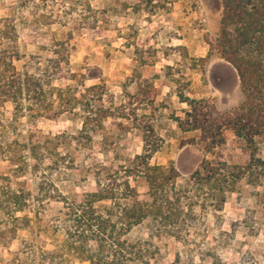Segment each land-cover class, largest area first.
Here are the masks:
<instances>
[{"label": "trees", "instance_id": "trees-1", "mask_svg": "<svg viewBox=\"0 0 264 264\" xmlns=\"http://www.w3.org/2000/svg\"><path fill=\"white\" fill-rule=\"evenodd\" d=\"M221 1L219 29L209 39V54L225 59L236 69L243 100L221 111L210 101L181 94L179 101L187 106L184 114L177 116V125L183 131H196L204 149L203 159L188 174L174 164L152 162L162 148V139L154 125L137 114L134 119L143 132L142 151L122 154L118 146H113L116 133L104 131L102 122L111 116L130 118L131 109L124 103L117 104L104 83L87 88L75 84L71 66L73 30L64 38L52 33L47 37L48 31L39 33V39L51 40L41 48L46 56L30 54L23 72H17L15 65L19 51L0 57V101L15 102L16 121L26 109L36 119L65 111L82 115V127L70 141L78 149L102 153V157L86 155L81 170L93 176L94 189L80 193L75 188L76 160L71 155L65 157L67 172L59 179L61 184L55 179L37 178L38 166L45 163L37 154L41 142L27 140V134L20 130L21 152L14 172L22 177L33 171L35 176L32 186L26 180L5 176L0 186V225L4 233L24 230L31 234L25 245L41 255L37 264H156V239L170 236L180 241L210 214L222 217L225 204L234 196L239 207H252L249 213L264 216V157L259 154L264 139V0ZM42 23L53 24L46 20ZM5 39L0 33V45ZM99 132L103 140L95 142L94 135ZM85 135L91 140L87 144L82 142ZM232 137L244 142L249 152L245 163L227 158V143ZM33 161L39 165L34 167ZM248 199L251 204H247ZM33 201L38 204L36 209ZM53 203L57 206L49 218L38 216ZM30 210L39 221L37 229ZM254 222L244 223L251 234L264 227L262 220ZM137 228L147 230V235L132 238Z\"/></svg>", "mask_w": 264, "mask_h": 264}, {"label": "rangeland", "instance_id": "rangeland-1", "mask_svg": "<svg viewBox=\"0 0 264 264\" xmlns=\"http://www.w3.org/2000/svg\"><path fill=\"white\" fill-rule=\"evenodd\" d=\"M221 14V0H0V33L6 36L0 45V57L19 51L15 65L17 72H23L30 54L40 52L46 56L41 48L51 40L39 39V33L48 31L47 37L54 34L64 38L73 30L71 44L75 51L71 66L76 74L75 84L87 88L104 83L117 104L124 103L131 109L130 118L111 116L102 122L104 131L116 133L113 146H118L122 154L142 151L143 132L134 119L137 114L152 123L162 139V148L153 155L152 162L174 164L188 174L203 159L204 149L196 131H183L177 125V116H182L187 106L179 101L181 94L210 101L221 111L232 109L243 100L236 69L225 59L209 54L208 42L219 29ZM44 20L53 24L46 26ZM11 74L12 70L8 71ZM15 106L12 100L0 101V186L5 176L33 185V171L22 177L14 172L19 164L22 129L27 140L41 142L37 154L45 163L38 166L37 178L55 179L61 184L59 179L67 172L65 157L71 155L76 160V191L94 189L93 176L82 172L81 165L86 162V155L102 157V153L78 149L70 141V136L75 137L82 127V115L58 112V107L57 115L36 119L26 109L16 121ZM94 140H103L102 133H96ZM83 141L87 144L91 140L85 135ZM259 147V154L264 157V139ZM245 149L241 139L232 137L227 143V158L245 163L249 157ZM108 154L113 156L111 151ZM36 164L33 161L34 167ZM56 206L48 205L47 211L38 216L49 218ZM32 207H38L36 201ZM250 209L239 207L234 196L225 204L222 217L210 214L180 241L170 236L156 239V264H264V227L251 234L244 226L258 220L264 223V216L250 214ZM29 216L37 229L39 221L33 210ZM2 228L1 224L0 264H37L41 260L39 253L25 245L31 234L24 230L4 233ZM146 231L137 228L131 237L146 236Z\"/></svg>", "mask_w": 264, "mask_h": 264}]
</instances>
